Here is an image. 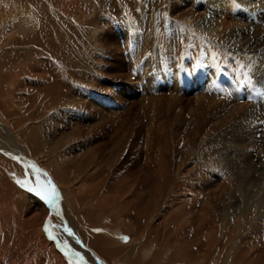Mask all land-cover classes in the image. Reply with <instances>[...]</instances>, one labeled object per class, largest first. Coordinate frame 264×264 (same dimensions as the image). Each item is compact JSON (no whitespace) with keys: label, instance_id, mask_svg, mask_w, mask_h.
I'll list each match as a JSON object with an SVG mask.
<instances>
[{"label":"bare ground","instance_id":"bare-ground-1","mask_svg":"<svg viewBox=\"0 0 264 264\" xmlns=\"http://www.w3.org/2000/svg\"><path fill=\"white\" fill-rule=\"evenodd\" d=\"M252 1L0 0V264H202V256L195 249H190L188 242L185 243L183 238L175 240L169 232H172L173 221H177V225L179 221L186 220L189 207L192 211L189 213L201 210L202 218L208 216L212 219L214 223L210 224V229L214 234L219 232L217 223L221 219L217 214L225 210L221 212L212 202L215 195L205 188L204 176H201V181L196 179L201 187L196 188L192 183L193 187L188 186L187 189L185 182L191 172L189 174L187 170L189 160L186 155L193 151V142L200 131L206 135L199 144L208 140L209 135L226 128L228 115L225 122L221 121L222 117L217 121H212V118L210 122L203 120L208 119L203 114L206 108L204 100H207L204 96L207 97L212 89L210 82L220 74L217 62L224 61L226 35L232 32V25L243 22L242 8L239 11L237 7L241 4L253 6L259 0ZM57 12L67 16L76 14V17L72 16L77 20L86 18L83 23L79 21L83 24L81 28H75L71 23L72 28L81 31H76L73 37L64 35V31L57 26ZM62 20L66 19L62 16ZM178 24L182 26V32L176 30ZM93 25L99 26L96 31L100 30V36H93V44L84 46L90 45L91 48L92 45L94 50L100 42L103 43L104 35L107 40L111 35L112 39L127 45V32L138 35L137 41L132 40L136 49L133 53L129 52V57L137 62L136 73H143L147 80L146 88L152 91L150 97L154 99L153 103L150 97H146L149 105L153 103L155 113L154 119L150 116L152 113L146 114L152 119L146 134H142V129L138 130L136 122L125 121L127 114H123L121 107L97 95L96 86H89V83L92 85L89 68H96V61L100 58L94 50H87L89 55H84L74 43L83 40L84 31ZM105 26L112 27L109 34H104ZM167 30L173 38L176 33L182 41L204 47L203 61L209 81V85L202 82L195 84L194 103L188 99L185 103L178 100L183 103L181 107L172 104L173 111L169 108L168 117L164 114V110L168 109L163 106L160 97L165 91L175 90L173 85L177 81L173 84L170 79V83H162L156 72L150 71L153 63L151 48L161 46L158 36ZM162 56L164 54L161 59ZM57 61L71 69V72L66 70L71 75V81L64 80L66 72L57 67ZM14 64L21 67L13 68L11 65ZM158 67L165 77L169 71L167 63H160ZM21 76L25 80L21 81ZM196 77L193 73V78ZM14 80L20 81V87L22 84L25 87L18 86L19 89L15 90L17 86L14 85L18 84L13 87L11 82ZM177 83L179 85V81ZM187 103L193 104L187 114L189 119L178 121ZM156 122L165 127L160 126L158 133ZM178 122L187 127L179 130L177 126L180 135L175 137L167 129V124L173 126ZM179 144L182 148L185 146V151L182 148L178 151ZM249 146L253 147V144ZM43 157L45 160L41 161ZM141 157L147 159L144 164L147 169L141 166ZM176 165L180 166V176L174 173ZM198 172L201 173V170ZM205 190H208L207 194ZM185 192L192 193L194 201L204 196L209 199L210 206L208 209L204 205L202 208L198 205L191 207L192 204L182 196ZM194 201L191 200L192 203ZM187 205L190 206L187 208ZM180 207L187 210L180 211ZM182 213L183 216L180 215ZM108 216L112 217L114 226L109 225ZM196 216L192 215L194 221ZM185 220L179 225L184 227ZM256 230L262 229L258 227ZM129 235L135 242L126 239ZM217 235L212 236L210 249L215 247ZM216 240V248L225 251L221 244L223 238ZM153 243L162 247L172 245L174 251L170 258L165 259L159 252L152 251ZM251 258L255 260L253 255ZM216 264L247 262L244 263L242 257L238 259L235 255L225 254L224 260Z\"/></svg>","mask_w":264,"mask_h":264},{"label":"rangeland","instance_id":"rangeland-1","mask_svg":"<svg viewBox=\"0 0 264 264\" xmlns=\"http://www.w3.org/2000/svg\"><path fill=\"white\" fill-rule=\"evenodd\" d=\"M237 8L238 9L242 8L241 11L240 9L239 11L242 14L241 21L243 22L240 23V25L239 24L232 25V28L230 29L232 32L226 35L227 37L226 44H223L224 45L223 48L225 49L224 61L223 62L220 61V63L217 62L218 64L217 66H219L218 73L220 74H218L216 78L210 82V86H212V89L209 90V92L211 94H209L208 92L207 97L204 96V98L207 100H204L206 104V108L203 110L204 112L203 114L204 116H208V119L206 118L203 119L205 122L209 121L210 118L213 119V120L211 119L212 121H214V119L215 121H217L221 117H222L221 121L225 122L227 119L226 115H228L229 120L227 119V121L225 122L227 123L226 128L220 129L214 135H211V136L209 135L208 136L209 139L208 137H206L205 139H208V140H204V142L201 141V144H199V141L202 139L204 135H206V133L204 131L203 132L200 131L199 135H197L198 137H196L193 142L194 144L192 147L193 151L188 154L189 157L188 155H186L188 158L186 159L189 160L187 170L189 174L191 172L188 180H186L185 182L187 184V189L189 187H193V184L195 185L196 188H199L200 185L196 183L197 181L196 179H199L201 181V176H204L205 181H206V184L204 185L205 188L209 189L215 195L212 202L217 205V208L219 207L221 212H222V209L223 211L225 210L224 213L222 212L223 214L220 212L217 214L218 218L221 219L217 223V226L219 225V229H218L219 232L216 234L213 233V229L212 228L210 229L212 223H214L213 220L210 219L208 216L202 218L201 210H199V212H195L194 214L189 213V212H192L190 211V207H189L190 205H187V208L189 207L188 209L189 211L185 208L186 206L184 207V209H182L183 207L182 208L180 207L181 208L180 211L187 210L186 211L187 214L185 215L187 216L186 220L183 218L186 221L184 227L179 225L180 222L184 220L179 221L177 225H176L177 221H173L171 223L173 226L172 232H169V234L172 233L169 236L175 238V240L177 238L179 239L183 238L185 243L188 242V244L190 245V247L189 245L188 247L190 249L191 248L195 249L196 253H198L200 257L202 256V259H201L203 261L202 264H216L218 261L221 262L222 260H224L225 254H232V256L235 255V257H237L238 259L242 257L243 262L244 263L247 262V264H264V206H263L264 205V60H263L264 59V0H259L258 4H254L253 6L241 4ZM29 15L31 16L32 14L30 13ZM57 15L59 17L57 18V26L59 29L63 30L64 31L63 34L68 37H73L76 31H79V30L81 31V29L78 30V28L77 29L75 28L76 27L81 28V25L83 24H80V22L83 23V21L86 19V18L85 19L83 18L82 20V17H80L81 19L77 20V18L75 19L76 14L74 15L70 14V16H67L61 12H57ZM72 15L75 17H73ZM62 16L64 17V19H66L65 21L62 20ZM71 23L75 26V28L71 27ZM93 26L88 27V29L86 28L88 31L87 30L84 31L85 37H83V40H80V41L76 40L74 43L77 48H80L83 50L84 55L86 54L89 55L87 52L90 50L91 51L94 50L93 49L94 46L92 47L91 45V48H92L91 49L90 45L87 46L88 48L84 45L93 44L92 39H94V37H97L100 33V30L96 31V27L99 28V26L98 25H93ZM178 26L176 25V28H177L176 30H179L180 32H182V26L180 24H178ZM109 28L112 29V27L110 26L104 27L103 29L104 34H109V30H110ZM159 30L160 29H157V32H160ZM131 33L132 32L129 31L127 32L125 36L126 41H129L128 45L126 43H120L119 40L117 41V39H112L111 35L109 36V39L107 40L104 35L103 43L100 42L98 44L103 47H99L97 45L98 47L96 46L97 48L95 47V50H94V52L96 51L98 53L96 54L99 56L100 61H96V68L94 66L89 68V72L91 71L90 75L92 77V82H91L92 85H90L89 83V86L90 87L96 86L95 91L98 92V94L96 92L95 93L97 95L102 96L103 98H106L107 101L111 102V104H115V106L121 107L122 109L121 108L120 109L124 110V113L123 112L121 113L125 115L127 114L126 116H124L126 117L125 121L128 119L129 121L136 122L137 123L136 126H138V130L142 129V134L143 133L146 134L149 122H151L152 120L149 117L151 116L153 118L155 114L153 111L154 99L150 97L152 91L149 88H146L147 80L144 79V76H142L143 73H140V74L136 73L137 68H138L137 62L134 61L135 59L133 57L132 58L129 57L131 54L129 52L133 53V50L136 49L132 46L133 45L132 40L135 42L137 41L135 39H137L138 37L137 34L133 36ZM166 33H169V31ZM166 33L158 36V40L161 42V46L154 47L153 49L151 48V56L153 57L151 58H152L153 63L150 66L151 67L150 71L151 73L156 72L155 73L156 76L158 75L159 81H162V83L166 81L170 83V79H172L173 84L175 81L177 82L179 81V85H182V86H179L178 83L176 82L174 84L175 86L173 85V88L175 90L178 89L176 92L175 90H172V92L171 91L166 92L164 90L165 92L163 93V97H160L161 100H163V106L166 109H168V110H164L165 111L164 114H166V116L168 117V115L170 114L169 108L171 109L177 105L181 107L183 106V103H185V101H188V99L193 100L191 102L194 103L195 97L193 95L195 94V91H194L195 84L202 82L206 85H209L208 83L209 81H207L208 80L207 66L205 68V64L203 61L204 47L200 44L196 46L192 42L191 44L187 40L182 41L176 33L174 34V38L171 36V32L169 34H166ZM169 35L170 37H168ZM177 38H179L181 41ZM113 40H115L116 42L113 43L112 42ZM143 43L144 41H142L141 43L142 46H143ZM177 43H179L180 45H178ZM177 45L179 46V49ZM180 51H182L181 52L182 54L180 53ZM152 53L154 56L152 55ZM161 53L164 54V56H162V59L160 57L162 55ZM199 53L203 56L200 57L201 55ZM178 55H183V56L179 57ZM145 61H147L146 58H145ZM165 62L167 63V66H169L168 67L169 71L166 74L168 80L166 79V76L163 77L162 72L160 71L161 69L158 67L160 63L165 64ZM56 63H57V67L60 70H64L66 74L69 71L71 72V69L65 68L66 66H64L63 64H59L58 61ZM16 64L11 65V66L13 68L15 66L16 69L21 67L20 64L17 66ZM97 64H99V66H97ZM7 66L8 68L11 67L9 65ZM177 66H180V67L182 66V67L177 68ZM98 67H100L99 68L100 71ZM67 69L69 71H66ZM187 70L191 72H188ZM193 73H195L197 76L195 79L193 78ZM66 74L63 77L65 78L64 80H66V82L71 81V77H70L71 75H68V74L66 75ZM177 76L179 77V80L177 79ZM139 77L141 78L143 77V78L141 79ZM24 78L25 77L21 76V81L25 80ZM217 78H219L221 82H219ZM142 80H145V81L142 82ZM15 81L16 80L12 81L11 83H12V86L14 84H18V85H14V86H17L15 90H18L21 83L20 81H16L15 83ZM75 81L76 80H74V82ZM7 82H4V83L7 85L9 83ZM22 86L23 84L21 85V87ZM9 87H11V84ZM24 87L25 86H23L22 89ZM84 89H87V88L85 87ZM147 89H149L151 92ZM237 91H238L239 96L237 95ZM146 97L147 98L150 97L149 99L153 102V103L151 102L150 104L152 107H150L149 105L150 101ZM240 97H244V98H240ZM246 97L249 98L250 100L247 99ZM217 98L221 99L222 102L221 100H217ZM211 99L213 100L211 101ZM178 100H182L183 103H179ZM208 100L211 102H209ZM213 102L215 103L217 102V104ZM191 106H193V104L191 103L186 104V107H184V111L181 112L182 115H180V118L178 119V121L189 119L187 117V114L189 113L188 111L191 109ZM216 108L217 110H215ZM236 108L240 110L241 112L238 111ZM208 110H212L213 113L211 111L209 112ZM220 110L221 112H218ZM171 111L173 110L171 109ZM151 113L153 115H150ZM230 113L232 116L229 117ZM146 114L150 116L148 117V115ZM171 122L173 121H170V123ZM155 125H158V123L156 122ZM170 125L171 124L169 125L167 124V129L171 130L172 135L175 137H176V134L180 135V133L176 130L177 126L179 127V130L181 129L184 130L187 127L186 124L184 123L182 124V122H178L177 124L173 126L172 125L170 126ZM160 126L162 128H165L164 125H158L156 133H158V129L160 128ZM97 137H100V136H97ZM180 144L177 146L178 151L181 150L182 148ZM249 144H253V147H250ZM144 145L145 144H143L142 146ZM186 146L188 147L187 144ZM184 147L182 148V150L185 151ZM141 152H144V149H141ZM142 155H144V153H142ZM40 160L41 161L45 160V157L40 158ZM146 161L147 159L145 157L144 158L141 157L140 164L142 163L141 166L142 167L144 166L147 169V165H144ZM201 164L203 165L201 166ZM174 167H173L174 173L178 174L180 172L179 171L180 169L178 170V167L180 166L176 165V167L175 168ZM200 170H201V173L198 172ZM178 175L180 176V174ZM200 181H197V182H200ZM36 187H39V186H36ZM205 191H206L205 193L207 194L208 190H205ZM177 193L180 194V190H178ZM190 194L192 193L185 192V193H182V196L186 198V200H188L190 204H192L191 207H197L198 205L199 208H202V206L204 205V208L206 207L208 209V206H210L209 199L206 200L204 196H201V198L197 197V199L195 200L197 202L196 203L193 200L194 198ZM219 196L221 197L219 198ZM194 197L196 198V196ZM224 197L226 198L225 199L226 201L224 200ZM184 198H183V201H184ZM191 200L192 202L194 201V203H192ZM174 212L176 213L177 210H175ZM180 215L183 216V213ZM192 215L193 216L197 215L196 216L197 219L195 218L196 221H194V219L192 218ZM198 219L200 221H198ZM107 220L110 226L115 225L111 216H108ZM253 226L256 228L259 227L262 230L261 231L256 230V228L254 229ZM178 228L180 230L179 231L180 233L177 232ZM173 229L176 231H174ZM202 233L203 235H201ZM179 235L180 236L182 235V236L180 237ZM211 235L212 236L217 235V237L215 238V247L212 249L209 248L212 246L211 244H212L213 237ZM131 236L132 235H129L128 238L126 239L134 241V239H132L133 237L131 238ZM228 237L229 239L231 238L230 240L232 241H229V239L227 240ZM219 238H223L221 244H222V248L225 249V251H222V249H220L219 247H217L218 249L216 248V245L218 243L216 239H219ZM152 251L159 252L160 254H162L163 258L168 259L170 258V255L174 251V248L172 245L171 246L164 245L162 247V246H159L157 243H153ZM203 255H205L206 258ZM216 255H218V258ZM252 255L255 257V260L251 258Z\"/></svg>","mask_w":264,"mask_h":264},{"label":"snow or ice","instance_id":"snow-or-ice-1","mask_svg":"<svg viewBox=\"0 0 264 264\" xmlns=\"http://www.w3.org/2000/svg\"><path fill=\"white\" fill-rule=\"evenodd\" d=\"M94 231H97V232H99V231H101V229H94Z\"/></svg>","mask_w":264,"mask_h":264}]
</instances>
